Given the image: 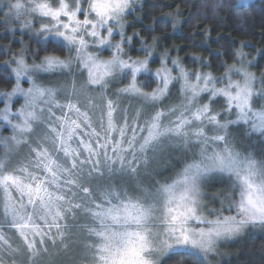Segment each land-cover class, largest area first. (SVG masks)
I'll use <instances>...</instances> for the list:
<instances>
[{"label":"snow or ice","instance_id":"6c2138e0","mask_svg":"<svg viewBox=\"0 0 264 264\" xmlns=\"http://www.w3.org/2000/svg\"><path fill=\"white\" fill-rule=\"evenodd\" d=\"M137 4L0 0L5 19L31 31L47 52L29 63L22 48L0 72L15 81L0 91L6 101L0 121L12 130L0 138V264H44L42 257L57 264L72 247L79 248L72 264H166L174 257L209 264L221 241L264 228V76L249 71L242 51L239 66L224 63L220 77L190 72L167 52L153 70L149 45L143 59H133L125 52L132 37L124 20ZM41 73L55 83L38 82ZM141 77L156 87L146 91ZM118 78L128 83L110 96ZM174 84L181 103L163 107ZM14 97L23 98L15 111ZM121 97L139 105L130 113ZM218 102L222 109L213 108ZM234 127L255 137L258 151L237 147ZM169 149L180 150L173 158L181 167L169 161L175 176L161 182L151 165ZM224 180L231 188L227 205L222 200L205 214L202 185Z\"/></svg>","mask_w":264,"mask_h":264},{"label":"trees","instance_id":"16d2710c","mask_svg":"<svg viewBox=\"0 0 264 264\" xmlns=\"http://www.w3.org/2000/svg\"><path fill=\"white\" fill-rule=\"evenodd\" d=\"M161 19H167L168 23H158ZM126 20V36L132 37V40L125 45V52L133 59L144 57L143 45H149L152 46L154 59L159 60L158 57L167 52L169 56L179 58L190 72L207 71L220 77L224 72V63L239 65L236 53L242 51L246 60L251 62V71L258 78L264 76V0L250 3L244 0H142L141 6L128 14ZM5 22L0 12V72H3L4 62L22 48L28 49L30 63L32 57L39 62V57L47 54L35 36H21L23 34L13 32L16 29L11 22ZM153 37L156 39L153 40ZM56 54L64 56L67 53L66 50H57ZM157 60H154L153 66L159 65ZM13 85L14 77L4 79L0 75V91H9ZM149 86L145 89L154 87V83ZM121 87L116 81L110 96ZM4 100L0 96V109L5 104ZM16 100L12 105L13 111L21 106L23 99L19 97ZM179 102L181 94L178 92L168 95L162 106ZM220 106L222 108L223 104ZM4 124L0 121V132L8 137L12 133ZM167 173L161 177H166ZM230 250L231 255L218 264H264V235L242 238L233 243ZM62 261L57 264H62ZM166 264H192V261L187 257H174L167 259Z\"/></svg>","mask_w":264,"mask_h":264},{"label":"rangeland","instance_id":"374dc122","mask_svg":"<svg viewBox=\"0 0 264 264\" xmlns=\"http://www.w3.org/2000/svg\"><path fill=\"white\" fill-rule=\"evenodd\" d=\"M253 0H244L245 3H250ZM142 3V0H138V4L136 6L140 7ZM8 11L7 8H3V11H0L3 14L4 20L6 21L5 23H12V25L15 27L16 31L14 30L13 32H19L24 36V35H30L32 34L31 31L26 30V29H21L19 26V22H15V21H10V20H6L5 19V13ZM127 16V15H126ZM124 24H125V28H124V32L126 35V29H127V20L125 18L124 20ZM33 26L34 28L39 27V24L36 23L35 21H33ZM120 39L119 34H114V38H113V42H118ZM102 58H108L110 56V52L109 51H104L101 53ZM144 57H142L141 59H143ZM155 55L153 54V59L149 61V66L150 68H152L153 70H155L156 68L160 67V61L157 59H154ZM170 58H173L172 56H170ZM157 60L159 62V65H155L153 66V61ZM250 61V60H249ZM30 63V62H29ZM239 66V65H238ZM169 67H171V64H169ZM249 71H251L250 68V64L248 65ZM194 72V71H193ZM201 72H207V71H201ZM252 72V71H251ZM174 74H175V70H174ZM234 79H238V77H233ZM83 76L82 75H78L77 76V80L79 83L83 82ZM140 80H142L146 85H148V87H150L149 85L151 83H154L151 81V78H145V77H141L139 78ZM116 81H119V83L121 84L122 87H124L125 85H127L128 81L126 79L123 78H118L117 80L113 81L110 86H109V92L108 94L110 95L111 91H112V85L116 83ZM38 82L44 83V84H54L55 81H49L47 78V74H39L38 75ZM22 86L27 88L29 87V83L27 81H22ZM15 84V81H14ZM27 84V85H25ZM220 86V85H218ZM14 87V85H13ZM156 87V84L154 83V87L149 88V90L145 89L146 91H151L153 88ZM10 91V90H9ZM179 91V86L177 84H174L169 91V95L172 96L173 94H178ZM19 97H14L13 101H12V105L15 102L16 99H18ZM21 99H23L21 97ZM201 102H207V94H204L201 96L200 98ZM5 101V100H4ZM17 101V100H16ZM6 103V101H5ZM21 103L23 104V100H21ZM181 102L174 104V105H179ZM21 104V105H22ZM120 104L122 108H128L129 112L131 113L132 109H134L136 106L139 105V101L137 99L134 98H126L123 97L120 98ZM220 104L222 105V103L218 102V103H214L213 104V108L215 109H222ZM5 106V104H4ZM4 106L1 108L3 109ZM220 106V108H219ZM18 109V108H17ZM59 114V113H58ZM3 124V123H2ZM5 126L9 127V129L11 130V127L8 126L7 124H4ZM230 132L233 134V136L236 139V143H237V147L240 148H245L249 145H251L253 147L254 150L258 151L259 145H252V139H255V137L253 138H246L244 135V129L242 127L239 128H230ZM12 133V130H11ZM6 136H3L2 133L0 132V138H3ZM2 147V146H0ZM27 151L26 148H22L21 149V155H23L25 152ZM181 152L179 149H169L168 153L165 155H162L161 157H159L156 161L152 162L151 167L153 169H155V175H156V179L160 180L161 182H164L165 179L168 180V182H171V179L174 178L175 176V171L173 170V168L171 166H169V161L171 162V165H175V170H179V168L181 167V165L177 162L176 159H174L173 157L176 156H180ZM166 172L170 173L166 175V177H161L163 174H165ZM141 179L143 180V182L145 184H151L153 183V181H150L149 178L147 176L141 177ZM231 188H230V184L227 180L224 181H215V182H211V183H205L202 185V192H203V211L205 212V214H209L211 213V210L213 209H220L221 208V201H224V204L227 205L228 201L226 199V197L228 196V194L230 193ZM229 214L227 211H225V215ZM262 234L264 235V228H261L259 226L257 227H252L250 226L248 229L245 230V232L243 234H241L240 236H237L233 239H229V240H224L221 241L218 247V250L216 253L211 254L208 257V261L209 264H218L220 261H222L223 259L229 257L231 255V250L230 247L233 243L239 241L242 238H245L247 236L250 235H259ZM50 252L53 251V249H49ZM44 262V264L50 263L49 258H45L42 257L41 258ZM60 260H65L66 262H63L62 264H72L73 261H78L79 260V248L78 247H72L69 249V252L65 255H62Z\"/></svg>","mask_w":264,"mask_h":264},{"label":"flooded vegetation","instance_id":"af4514ba","mask_svg":"<svg viewBox=\"0 0 264 264\" xmlns=\"http://www.w3.org/2000/svg\"><path fill=\"white\" fill-rule=\"evenodd\" d=\"M37 28H38V27H37ZM35 38L39 39L38 37H35Z\"/></svg>","mask_w":264,"mask_h":264}]
</instances>
